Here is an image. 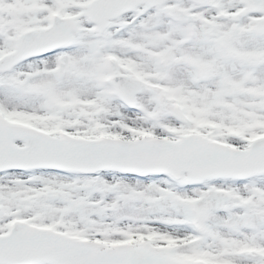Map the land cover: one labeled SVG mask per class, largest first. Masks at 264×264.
Returning <instances> with one entry per match:
<instances>
[{"label": "snow or ice", "instance_id": "1", "mask_svg": "<svg viewBox=\"0 0 264 264\" xmlns=\"http://www.w3.org/2000/svg\"><path fill=\"white\" fill-rule=\"evenodd\" d=\"M0 264H264V0H0Z\"/></svg>", "mask_w": 264, "mask_h": 264}]
</instances>
